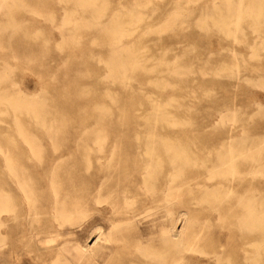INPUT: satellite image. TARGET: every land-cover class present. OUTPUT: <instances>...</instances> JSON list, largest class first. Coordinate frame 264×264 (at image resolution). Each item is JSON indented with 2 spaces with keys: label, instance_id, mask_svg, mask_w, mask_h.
<instances>
[{
  "label": "rangeland",
  "instance_id": "374dc122",
  "mask_svg": "<svg viewBox=\"0 0 264 264\" xmlns=\"http://www.w3.org/2000/svg\"><path fill=\"white\" fill-rule=\"evenodd\" d=\"M79 1L84 2V0H0V5H1L0 7V76L4 74L3 77L1 76V80H0V93H4L5 95L17 96L21 92H25L29 97L33 95L32 97L37 98L35 99L36 102H42V103L44 102L43 104L39 103V105L37 103L35 104L37 105L35 107H38L37 109H39L38 115L40 114L39 112L41 109H42L41 113L45 114V115L41 114L44 117L39 116L40 119L39 117L38 119H36L37 117H33L31 113L27 114L24 111L21 112L11 111L10 110L11 107H9L10 105L9 106L4 105L6 106V108H9L10 111L0 113V148L4 151L1 152L0 150V154L2 153L1 154L2 156L0 155V181H1L0 185L4 189V191L6 190L5 194L7 198L11 197L13 192L16 193L17 191V193L19 194V198L21 199L20 201L24 205L22 193L17 189V186H15L16 183L11 180V175L10 172L8 171L9 170L8 164L9 161L12 159V157L15 158L19 150L27 149L28 146H29L28 148L30 147L41 148V149L43 148L48 151H52L54 148H56L57 150L59 149L57 152L62 153V157H61L62 159L60 160L63 163L61 162L62 165L61 167L57 168L58 169L57 172L59 174V178L62 180V186H64V188L67 186L68 187L71 186L70 182L66 181L65 176L69 175L68 173L70 172V167H72V164L73 163H80L82 165L85 164L84 162L85 158L80 157L79 155H77V153L83 151L84 149L87 150V148L89 149L91 148V146L93 147L94 146L93 143L94 144L98 143L99 147H101V145L103 146L99 148L98 145H96L97 147L96 146H95L96 148L94 147L95 150L98 148L103 149L105 147L104 149L106 153L109 152V150H111L110 148L114 149L113 147H115V150H117V152L120 153V156L116 159H113V161L117 163L127 162L129 166L132 167V172H134L135 164L142 167L143 161L141 159L136 160L132 156L133 153L130 151V149L136 148L137 150L138 148H145L142 147V145L147 146V143L144 142L145 140L142 138H145L146 141L147 140L151 141V139L149 138L155 140L156 134L159 136L162 135V137L170 136L169 137L170 139L169 138L165 139V140L168 139L167 142L170 143L172 139L177 137L178 139L175 138L174 140L176 139L177 140L172 142L176 144V142L180 140L181 142H178L177 145L181 147L182 146L184 147V144L186 143L189 151H186L187 147L185 145L184 147L185 149L182 148L185 152L183 153V151H180L181 147L180 148L178 147L179 148L178 149L176 145L175 147L178 150L175 149L176 150L175 151L174 149H172V151L174 150L173 155L175 156V154L177 153L176 154L177 156L178 153L180 154L182 152L181 156L184 157L183 158L184 160L185 157L187 156L185 160L187 164L182 158L181 160L178 158V160L180 161L179 162L178 160H176L177 159L176 157L175 159L173 158L174 156L172 157L174 159L173 162L171 161L173 165L172 170L174 171L173 173L175 174L174 177L176 176V174H178V171H179V175L183 176L182 177L177 175L178 178L177 177L174 178V185L177 183L175 185L176 188H174L175 195H173V198L175 196V199L172 198V201L170 202L171 205L170 204L169 205L172 208L171 210H173L174 208L175 211H171V210L169 211L168 207L163 206L164 201L161 200L162 198H160V200L157 201L156 199L154 200V198L158 199L161 195L154 194L150 191L149 193L146 186L142 185L143 183L141 182V178H140L142 176V171L140 169H137L136 173L131 172L129 175L125 176L123 172L117 167L112 168L113 174L114 175L118 174L121 179V181L119 182L117 181L118 188H120V190H118V195L120 197L119 202L121 203L122 206H124L123 209L131 208L132 210L134 208L136 210L138 208L136 212H140L138 215V217L139 216L140 217L136 219V224L139 225L136 226L135 224H133L132 227L134 226V228H131L129 227V224H127L124 221L120 223L116 222L115 224L118 223V225H115L113 222H111L112 219L113 220L120 219L122 218V216L121 214H117L118 216L117 215L112 216L111 214L112 207H110L109 206L110 204H108L110 203L111 199L107 198L108 192L103 191L104 193H102L101 200L103 201L104 199V201L101 204H97L94 200H88L87 202L88 204L85 206L86 208L82 206L84 211H81L76 215V218L78 220L75 219L76 222L73 221L71 223L72 225L74 224L73 226L70 224V222L69 223L66 222L64 223L65 224L64 226L59 228L61 229L60 234H57V231L53 230L49 235H38L36 237V244L38 248L35 249L31 247L30 253L25 255L19 264H39L41 263V261L45 259L46 261L49 262L51 253L47 250V248L53 244L54 246L57 247L61 246L62 244H65L67 241L78 242L80 244L85 245L86 247L92 248L94 252V260L96 264H103L105 261L106 262L112 261L114 259H115L114 261H116L117 263L120 258H122L123 260L126 258L124 261L121 259L122 260L121 264L124 263L129 264L133 256L137 254L139 256H142L140 253L143 247L148 246L151 249L153 246L158 245L157 243L160 242L159 238L161 237L160 235L162 233L161 231L165 227L168 228V226L170 228V232L179 240L183 237V235L186 234V236L183 237L184 239L182 238L181 243L180 241H178L179 247H176L177 249L179 248V250L182 248L181 251L175 248V252H174L176 254V250L179 251L175 255L176 257L175 260L180 258V260H178V262L180 261V263L184 261L186 263L187 260L184 259L188 258V255L190 254V251L185 250L186 248L184 241L187 235L188 237L189 236L191 237V235L193 234L196 235L195 232H197L198 234L199 232L204 231L203 238L205 240H211L210 239L211 236L214 241L217 238V236L222 237L223 240L220 241L221 245H219V247L220 246L225 247L230 242L238 241L237 243H239L240 241L239 238H234L229 240L228 237V232L230 231V229L233 228L235 229L236 232L239 231L237 224H232L236 222L234 216L236 213L246 210L244 209V206H242V204L245 205L251 202L256 212L260 213L261 211L262 213H264V209H263L264 207H262L264 206V181L261 180L250 183L245 180H242L243 182L241 181L233 182L228 179H225V177L223 176L216 175V173H214V172H217V174L219 173L218 171L219 163L217 161L218 160L217 155L219 153V148H220L218 147V145L220 146L219 143L220 140H217L219 138V129L217 125L219 121V113H217L219 104L217 98H219L221 95L220 92L221 89L219 90L218 88L219 87L218 79L221 78L218 75L220 68L218 66H220L219 62L221 59L219 57V52H222L220 53L221 55L225 53V49L223 50V48H221V43H225L229 45V47L233 46L234 48L237 49V51L240 54L248 57L250 55L251 50L250 48H248L247 44H249L252 41L254 35L256 34V31H254L255 33L253 32L254 27L250 24L251 23L250 20H252L253 17H249L247 19L242 20L243 31L238 29L234 33V35L229 34L231 35L229 36L226 34L227 37L229 36L227 38L225 37L226 35L222 28L223 23L221 24L220 22H226L229 21L230 19L233 21L237 19V17H235V15H238V8L236 10V6H240L244 3H245L244 6H246L250 3H256L257 1L261 2L262 0H245V2H243L244 0L241 1L240 0H99V3L98 0L97 2H95L96 0L93 1L88 0L94 2L93 6L92 4L90 5L89 4L90 2L88 3L87 0L82 5ZM104 1L107 4H105ZM135 2L137 4H135ZM138 2L140 3V5H138ZM95 3L98 4L96 6L97 8L95 7ZM101 3H104L105 6L104 4ZM131 3H134L135 6H133ZM84 4H86V6ZM262 5L264 6V2L262 3ZM103 6L105 8H108V10L107 9L105 10ZM93 8L95 9L93 10ZM132 8L133 10L136 8V10L134 11L132 10L133 14H135L137 11V15H138L139 10H140L139 11L140 14L142 12V14L139 15L140 19L143 17L141 20L136 19V17L139 18L136 14H135L136 17L133 14H131L132 16H134L135 20L137 21L140 20L138 22H143L142 24L137 23L136 25L137 21L135 22L134 18L128 15ZM141 8L145 12H143ZM96 9H98V11ZM127 10L129 12H127ZM96 11L97 12L104 11L102 12V14L104 13V15L102 16V14L100 15V12L97 13ZM115 11H117V14L120 15L121 17L116 15ZM92 12L93 13L96 12V14H98L99 16L96 15V17H94L95 14H93ZM124 13H126V18ZM209 15L211 17H209ZM221 16H224V18ZM97 17H99L101 21L98 20ZM114 18H118L120 21L121 20L122 21L119 22V20H116ZM223 19L225 21H223ZM96 21L99 22L97 23ZM125 21L127 23H125ZM129 21L130 23L128 24ZM132 22L133 24H131ZM10 23L13 24L9 26L11 29L8 28V25ZM102 23L105 24L108 23V24L105 25ZM109 23L110 25L113 24L112 26L115 27L118 25L120 27L121 24L123 25V23L124 25L120 27V32L116 33L115 35L112 34L114 32H111V26L109 25ZM260 23H261L260 25L261 28L259 26ZM260 23L258 24L259 28L264 29V23L263 22ZM127 24L129 25L130 28L128 27ZM5 25H7V28ZM102 25L105 28V30H102L104 29ZM247 25L249 26L247 27ZM15 26H17V30H15L14 32L13 29L15 28ZM219 26H221L220 27L221 30L219 29ZM117 28L118 27H116V29ZM123 29L124 31L125 29L128 30L126 31L129 33L128 36H126L127 33H125ZM148 29L151 30L149 31ZM121 30L124 33L120 34L122 32ZM109 31L111 32V34L109 33ZM133 31L135 32L134 34ZM220 31H222L223 34ZM10 32L11 33L14 32L15 34L14 33L11 34ZM105 32L107 35L109 34L108 36L110 37H107ZM242 32L244 33V35ZM262 35H264V31H262ZM11 36L12 39H10ZM118 37L121 38L122 41L124 40L125 41L118 43L119 42ZM123 37H127V38L124 39ZM238 40L239 42H236ZM131 44L132 46H130ZM125 46H128V48H130L129 50L133 48L134 50L136 49L135 53L134 50L128 51L127 47ZM137 46L140 48H137ZM122 49L124 52L123 57L121 55L120 56L121 58L118 57L120 60H118L117 58L116 61H114L115 64H112L114 65L112 67H114L115 70L113 71V68L112 67L110 68L109 66L111 65L110 62L113 63L111 58L114 54H112L111 51L115 50L116 52L119 51L122 52ZM257 50L261 53V54L259 53L260 55H262L261 58L264 59V48H257ZM125 52L129 54L127 55ZM137 53L139 55H137ZM230 54L231 52H229L228 63L233 61ZM162 55L165 57H163ZM159 56L161 58L163 57V60L159 59L160 58ZM108 59H111V61L109 62ZM147 59L149 60L150 64L148 63V61H146ZM164 59L166 61H164ZM175 59H177V61ZM181 59H184L183 63L186 62L185 64L187 67L185 66V64L181 63L182 62ZM132 60L136 61L135 64H133L134 66L130 64ZM123 61L124 62L128 61V62L124 63L125 64V65L123 64L124 66L122 64L121 67L120 65L117 66L116 63L120 64V62ZM144 61L147 63L143 64ZM155 62L156 64H154ZM127 63H128V67H127ZM168 63H171L170 65L171 66L173 65V67H170ZM176 63H179V65L181 63L182 64L181 67ZM242 63L244 62H241V64ZM137 65H140L141 69L138 68L139 66L136 67ZM157 65L159 66V68L157 67ZM132 66L134 68L133 71L130 70L132 69ZM174 66H177V69H179V72L177 71V73L179 74L175 73L176 67ZM182 66L186 70L182 69ZM115 67L117 68V70ZM143 67H145L146 69ZM111 69L113 75L111 74ZM123 69L125 70L124 72ZM151 69L152 70L154 69V71H151ZM172 69H175V71L173 70L175 74H173V72L171 74ZM181 69L182 71L184 70L183 73ZM126 70L128 71V73H126ZM138 70H140V72ZM131 71L132 72L135 71V72L132 73ZM151 72H154V74H151ZM123 73L125 74V76L127 74L128 75L125 77ZM167 73H169V75ZM164 76L167 79L168 83L164 81L165 80V78L163 79ZM119 78L121 79L119 80ZM155 78L156 80L157 79L158 80L161 79V80L159 81L157 80L156 82H154L153 80ZM150 80L152 81V83H150L151 82ZM164 82L166 85L164 84ZM153 83L154 84L157 83L155 84L156 86L153 85ZM162 83L165 86H167V88L163 86ZM168 84L171 87L168 86ZM256 87H254V89ZM255 90L259 92L261 91V88L257 87ZM259 93L264 94V90L262 89V91ZM252 94L244 93L238 95L236 98L237 107L242 108L241 106L243 103L242 102L243 99L247 100L248 97L254 98L256 96L254 93ZM148 95H151L150 97L152 99H149L150 97ZM113 98L115 100H113ZM153 98H155V100ZM156 99H158L160 102H158V100L156 101ZM149 100L150 103L148 102ZM153 100L160 106L154 104V102L152 103ZM167 101L168 103L172 101V103H170L171 106L167 103ZM166 103L168 104L167 106L169 107L164 106L166 105ZM262 103L264 104V99L262 100ZM95 104H97L98 107ZM105 105L107 107H110L108 108L109 109L108 111ZM42 106L45 108L43 109ZM162 106L165 108H161ZM155 107L157 108V111ZM100 109L102 110L100 111ZM148 109H151L150 110L151 112ZM105 110L107 112H105ZM45 111L48 112L49 114H46ZM55 112H57L58 114H56ZM94 112L95 114H93ZM153 112L155 113L154 115ZM156 112L164 116H160L156 114ZM173 115L174 116L176 115L175 117L178 118L177 120L179 122L175 119ZM149 116H153V117L150 118ZM154 116L155 117L159 116L156 119L157 120L161 119V121L159 120L158 122L164 124V127L162 128L158 127L159 130H157L158 128L155 130L152 127V125H154L155 122L157 121ZM168 116L171 118L169 119ZM16 117L19 118L18 120L20 122L16 121L15 119ZM162 117L164 118L168 117V118H166L167 120L166 119L164 120ZM101 118L103 121L101 120ZM146 118H148L147 123H146ZM35 120L37 121L39 120L38 123ZM96 120L99 121L97 122ZM170 120L171 121L174 120L173 125L172 122H170ZM186 120L188 121V123ZM42 121L45 123L43 124ZM150 121H151V129L153 128L154 130L150 129V124H149ZM162 121H164V123ZM182 121H184L185 123L183 122L184 124H181ZM21 122L24 124V126ZM39 122H41V124H39ZM158 122L157 124L158 126H160L161 124H159ZM165 122L168 124H166ZM169 123H171L172 125L171 127H169L170 126ZM167 125L169 130L166 128ZM22 126L24 128H22ZM109 127H111L112 129ZM44 128L46 129L48 128V129L46 130ZM101 128L104 132H102ZM49 129L51 130L49 131ZM148 129H149L148 132H151L150 134L146 132V130ZM239 129H238V133L241 134L243 130L241 129V127ZM154 131L158 132L159 134L158 133L155 134ZM23 132L27 134L25 135ZM104 133H107L105 134L106 136H104ZM135 134L137 135L139 134L138 136L139 138L135 137L136 136ZM94 135L95 137L97 136V138H95ZM103 136L104 138L107 139V141L106 139L105 141L104 140L101 141V139H104ZM24 137L27 140H25ZM98 137L99 138L101 137V139H99ZM135 138H137V140L139 139V141H137ZM94 139L95 140L97 139L99 141L97 140L95 141ZM140 141L141 144H139ZM167 142L164 143L167 145ZM135 143H138L137 144L138 148ZM156 143L157 146L159 144L162 145L160 147L161 149H163L164 146L163 142H161L162 143L161 144L160 141L156 139ZM166 149L167 147L165 146V149H163V151H165ZM71 153L72 155L74 154L76 155L72 156ZM190 153H192L191 154L192 156L189 155ZM9 154L11 155L9 156ZM193 154L195 157L193 156ZM5 155L7 156V158L9 157L7 162H4L6 161ZM66 155H68V157H65ZM193 158H195V160ZM48 159L50 160L51 157H48ZM48 159L45 157V160ZM90 160H92L91 161L92 166L94 165L95 167L97 160H95V158H91ZM175 160H176V164H175ZM36 161L37 160H35V158H33L32 160L26 158L25 156H21L20 164H22L21 167L23 168V171H25L24 172L25 180L27 183L30 184L32 183V186L35 188L36 191L35 195H37L38 198L41 197L51 198L52 188L50 187L51 186L49 182L50 180H48L50 179L48 178L50 176L49 174L50 169L49 168L45 169L43 166L38 165V161L37 162ZM181 161L184 162L182 163ZM190 161L193 162V166L191 164L192 162ZM184 163L186 165L188 164L189 165L184 166L183 165ZM80 167L83 168V166ZM175 167L177 172L175 171ZM26 173H28V175ZM29 174L31 175L30 178L32 179H29ZM133 174L134 175L136 174L138 180L140 179L139 181L140 185L136 182V180L131 179L133 177ZM177 179L178 181H175ZM180 184L185 185L186 189L184 188V186H180ZM128 188L130 190L129 195H128L129 192H127ZM69 190L73 191L71 189ZM177 190L179 192H177ZM145 192H147L146 193L147 195L143 194ZM151 193L153 196L151 195ZM136 194H139V196ZM123 195L129 199L131 198L130 199L131 201L127 199V201H129L130 203L132 201L134 202V200L136 201L134 203L132 202L131 205L129 203L130 206L126 208L125 206L127 205L124 201L126 199L123 198L124 197ZM210 195H214L216 197L214 198V196H210ZM243 195L244 197L246 195L251 197L249 198L248 196H246L244 199ZM205 196L210 198L208 199ZM241 196L243 200L241 199ZM210 199H213L214 202L213 201H211L212 203L209 202ZM238 199L240 200L241 203L238 202L239 201ZM72 200L74 201V199ZM178 201L181 203H178ZM157 204H158V209H157ZM256 204L258 205V208H261L260 210L257 208ZM96 206H98V208ZM152 206L153 207L155 206L156 208L155 207L154 208L156 210ZM102 207H106V208H102ZM143 208L144 210H142ZM157 210L159 211V213ZM167 211L169 214L167 213ZM10 212L11 210L6 211L4 213V216L7 219L6 221L7 226L4 227V229H6L5 232L7 233V234L5 233V236L6 235L7 236L5 237V242H4L5 244L3 243L2 246L0 245V247H2L0 248V251L4 252L3 255H0V264H14V259L10 254V247L11 245H13L14 241L11 238L12 235L10 231H8L10 229V226L12 225V218H11L12 212L11 213ZM50 212L51 211L43 214L42 217L43 220L41 223L43 222L48 223V220L49 221L51 220L50 221L51 223L57 224L56 220L53 217V214L52 213L50 214ZM146 212L148 214H146ZM159 215H160V219H159ZM110 216H112L113 218L112 217L110 218ZM126 216L127 217L129 216L128 213L126 214ZM157 217L158 219L153 220V218H157ZM10 218L11 220L8 221ZM164 218L166 219L163 221ZM208 219H210L211 221L210 220H209L210 222L207 221ZM205 222H206V228H205ZM123 223H125V226ZM112 226L113 227L115 226L116 228L115 227L113 228ZM140 227L142 228V230ZM207 227L209 229H207ZM117 229L119 230V232L117 231ZM109 230L111 234L109 233ZM181 231H183L184 233ZM208 231L211 232L209 233ZM153 232H155L154 235L152 234ZM119 233H122L123 235ZM139 236L141 237L143 236L141 238V240L143 239L142 240L143 244L141 246L143 245L145 246H143L142 248H140L137 245L138 244L137 237ZM132 241L133 242L136 241V244L133 243ZM152 243L153 244L155 243V245H153ZM133 244H135V246L138 247L139 249L136 248ZM123 248L126 249L123 251ZM137 250H139L140 253ZM133 252L137 254L134 255ZM198 253H196L195 255L197 257L196 260H198L199 258L203 259V262L200 264L210 263V261H212L210 257H208V255L204 257L203 254L201 255V253H199L198 255ZM142 257L143 258L145 257L143 261L148 262V260H146L147 259L146 256H142ZM262 257L264 258V253H262ZM127 258L129 262H127ZM149 260L150 262H154L151 259ZM48 262H46L45 264H47ZM142 264H150V263L144 262Z\"/></svg>",
  "mask_w": 264,
  "mask_h": 264
},
{
  "label": "bare ground",
  "instance_id": "6f19581e",
  "mask_svg": "<svg viewBox=\"0 0 264 264\" xmlns=\"http://www.w3.org/2000/svg\"><path fill=\"white\" fill-rule=\"evenodd\" d=\"M86 0H84V2H85ZM88 1V0H87ZM93 1V0H92ZM92 1H88V3L91 5L92 4V6H93V4H94V2H92ZM241 1V0H240ZM80 2V1H79ZM83 1L82 2H80L81 3V5L84 3ZM92 2V3H91ZM95 2H97V0L95 1ZM151 2V1H150ZM243 2H245V0L243 1ZM262 3L264 2V0H262L261 1ZM261 2H256V3H250V4H248V5H246V6H244V4H242V5H240V6H236V10H237V8H238V15H235V17H237V19H235V20H229V21H226V22H220L223 26H222V28H223V31L225 32V35L227 34V35H229V34H233L234 35V33L238 30V29H240V30H242V28H243V25H242V20L243 19H247V18H249V17H253V19L252 20H250V24L254 27L253 28V32L254 31H256V34L254 35V37H253V39H252V41L249 43V44H247V46H248V48H250V50H251V52H250V55L248 56V57H246L245 55H242V54H240L238 51H237V49L236 48H234L233 46H230L229 47V45H227V44H225V43H221V48H223V50L225 49V53L223 54V55H221L220 53H222V52H219V57L221 58L220 59V66H218V67H220L219 68V76L221 77L220 79H218V88H219V90L221 89V95H220V97L219 98H217L218 100V111H217V113H219V121H218V129H219V138L217 139V140H220L219 141V143H220V146L218 145V147H220L219 148V153H218V155H217V161H218V163H219V173L217 174V172H214V173H216V175H220V176H223V177H225V179H228V180H230V181H241V182H243L242 180H245V181H247V182H250V183H253V182H256V181H264V104L262 103V100L264 99V94H260L259 92H261L262 91V89L264 90V59L263 58H261V56L262 55H260L261 53L257 50V48H264V38H263V36L264 35H262V31H264V29L262 28V29H260L261 28V23L260 22H263L264 23V6L262 5V3ZM98 3H99V0H98ZM104 3H105V1H104ZM104 3H101V4H104ZM105 4H107V3H105ZM105 4H104V6H105ZM133 6H135L134 5V3H131ZM135 4H137L136 2H135ZM150 4V3H149ZM239 4V3H238ZM237 4V5H238ZM85 6H86V4H84ZM98 4H96L95 3V7L97 6ZM138 5H140V3L138 2ZM144 5V4H143ZM103 6V7H104ZM137 6V5H136ZM0 7H1V5H0ZM88 7H89V5H88ZM99 7V6H98ZM102 7V6H101ZM123 7H124V5H123ZM140 7V6H139ZM142 7V6H141ZM97 8V7H96ZM105 8V7H104ZM128 8V7H127ZM126 8V9H127ZM131 8V7H130ZM95 8H93V10H94ZM99 9V8H98ZM98 9H96L97 11H98ZM108 10V8H105V10ZM125 9V8H124ZM101 10H103V9H101ZM117 10H119V9H117ZM130 10V9H129ZM132 10H133V8L131 9V13L127 10V12H129V14L128 15H130L131 17H133L134 18V16H135V14L137 15V11H136V13L135 14H133L132 13ZM134 10H136V8L134 9ZM133 10V11H134ZM141 10L143 11V9L141 8ZM235 10V11H236ZM96 11V12H97ZM140 11V10H139ZM138 11V17H139V15H141L142 14V12H141V14H140V12ZM96 12L95 13H93V14H95V16L94 15H92V16H94V17H96V15H98V14H96ZM100 12V15L102 14V12H104V11H99ZM99 12H97V13H99ZM105 12H107V11H105ZM116 12V15H118L117 14V11H115ZM119 12V11H118ZM143 12H145V11H143ZM234 12V11H233ZM113 13V12H112ZM121 13H123V12H121ZM215 13V12H214ZM224 13V12H223ZM229 13V12H228ZM237 13V12H236ZM125 14V18H126V13H124ZM131 14H133L134 16H132ZM226 14H227V12H226ZM104 15V13L102 14V16ZM115 15V16H116ZM211 15V14H210ZM209 15V17H211ZM219 15V14H218ZM99 16V15H98ZM114 16V15H113ZM118 16H120V15H118ZM144 16V15H143ZM213 16V15H212ZM220 16V15H219ZM227 16V15H226ZM229 16V15H228ZM233 16V15H232ZM121 17V16H120ZM136 17V16H135ZM142 17V16H141ZM145 17V16H144ZM221 17H223L224 18V16H221ZM143 18V17H142ZM141 18V19H142ZM227 18V17H226ZM230 18H232V17H230ZM94 19V18H93ZM97 19L98 20H100L101 21V19H99V17H97ZM96 19V20H97ZM104 19V18H103ZM114 19H116V20H119L118 18H114ZM122 19V18H121ZM124 19V18H123ZM129 19V18H128ZM131 19V18H130ZM136 19H140V17L139 18H137L136 17ZM140 19V20H141ZM146 19V18H145ZM111 20H112V18H111ZM140 20H138V21H140ZM227 20V19H226ZM262 20V21H261ZM70 21V20H69ZM122 21V20H121ZM120 20H119V22H121ZM132 21V20H131ZM134 21L136 22L137 20H135V18H134ZM133 21V22H134ZM136 22V25H137V23H143V22ZM219 21V20H218ZM217 21V22H218ZM223 21H225L224 19H223ZM97 22V21H96ZM99 22V21H98ZM97 22V23H98ZM109 22V21H108ZM111 22V21H110ZM114 22V21H113ZM118 22V21H117ZM133 22L131 23V24H133ZM13 23V22H12ZM67 23H68V21H67ZM125 23H127L126 21H125ZM130 23V21L128 22V24ZM216 23V22H215ZM219 23V22H218ZM260 23V24H259ZM262 23V24H263ZM15 24V23H14ZM93 24H94V22H93ZM100 24V23H99ZM102 24H105V23H102ZM108 24V23H107ZM107 24H105V25H107ZM115 24V23H114ZM121 24V23H120ZM127 24V25H128ZM258 24H259V26H260V28H259V26H258ZM10 25H13V24H9L8 25V28H10L9 26ZM16 25V24H15ZM104 25V26H105ZM109 25H110V23H109ZM108 25V26H109ZM113 25V24H112ZM112 25H110L111 26V32H114V33H112V34H115L116 35V33H119L120 32V27L121 26H123L124 25V23H123V25L121 24V26L119 27V25L118 26H116V27H118L117 29H116V27L115 26H112ZM134 25H135V23H134ZM6 26V28H7V25H5ZM4 26V27H5ZM249 25H247V27H248ZM102 27H103V25H102ZM107 27V26H106ZM113 27V28H112ZM128 27H129V25H128ZM131 27H134V26H131ZM137 27V26H136ZM218 27V26H217ZM220 27L221 26H219V29H220ZM258 27V28H257ZM263 27V26H262ZM14 28V27H13ZM16 28V29H15ZM15 28L13 29V31L15 32V30H17V26H15ZM104 28V27H103ZM124 28V27H123ZM130 28V27H129ZM11 29V28H10ZM122 29V28H121ZM152 29V28H151ZM151 29H148L149 31L151 30ZM102 30H105V28L104 29H102ZM147 30V31H148ZM159 30V29H158ZM221 30V29H220ZM122 31V30H121ZM123 31H124V29H123ZM121 32L120 34H122V33H127V35L126 36H128V32H126V31H128V30H126L125 29V31L124 32ZM130 31H132V30H130ZM135 31V30H134ZM133 31V34L135 33ZM243 31V30H242ZM14 32H10L11 34H13ZM19 32V31H18ZM107 32H108V30H107ZM111 32L109 31V33L111 34ZM143 32H145V31H143ZM151 32H153V31H151ZM221 33H222V31H220ZM240 32V31H239ZM245 32V31H244ZM5 33V32H4ZM9 33V34H10ZM20 33V32H19ZM18 33V34H19ZM243 33V32H242ZM255 33V32H254ZM15 34V33H14ZM23 34V33H22ZM105 34H106V32H105ZM104 34V35H105ZM132 34V33H131ZM146 34V33H145ZM223 34V33H222ZM8 35V34H7ZM109 35V34H108ZM107 34H106V36L107 37H110V36H108ZM114 35V36H115ZM227 35L225 36V37H227ZM243 35H244V33H243ZM243 35H242V37H243ZM13 36V35H12ZM12 36H11V38L10 39H12ZM113 36V35H112ZM118 36V35H117ZM121 36V35H120ZM119 36V37H120ZM130 36V35H129ZM229 36H231V35H229ZM228 36V37H229ZM8 37V36H7ZM103 37V36H102ZM106 37V38H107ZM118 37V38H119ZM143 37V36H142ZM227 37V38H228ZM245 37V36H244ZM2 38V37H1ZM25 38V37H24ZM116 38V37H115ZM124 39H126L127 37H123ZM239 38V37H238ZM230 39V38H229ZM234 39V38H233ZM241 40V39H240ZM11 41V40H10ZM10 41H9V44H10ZM112 41V40H111ZM118 41V40H117ZM125 41V40H124ZM124 41H122V39L121 38H119V42L118 43H120V42H124ZM106 42V41H105ZM104 42V43H105ZM114 42H116V41H114ZM140 42V41H139ZM224 42V41H223ZM236 42H239V40L238 41H236ZM8 43V42H7ZM12 43V42H11ZM108 43H109V41H108ZM135 43V42H134ZM103 44V43H102ZM111 44V43H110ZM109 44V45H110ZM112 44H113V42H112ZM111 44V45H112ZM119 45V44H118ZM121 45H123V44H121ZM133 45H135V44H133ZM138 45V44H137ZM108 46V45H107ZM130 46H132V44L130 45ZM111 47V46H110ZM119 47H121V46H119ZM118 47V48H119ZM125 47H127V49H128V51H133L134 50V48L133 49H131V50H129L130 48H128V46H125ZM134 47H136V46H134ZM137 48H140V47H138L137 46ZM104 49V48H103ZM115 49V48H114ZM121 49V48H120ZM143 49V48H142ZM112 50H113V48H112ZM118 50V49H117ZM136 50V49H135ZM135 50H134V53H135ZM145 50V49H144ZM125 51H126V49H125ZM127 51V52H128ZM139 51V50H138ZM222 51V50H221ZM114 52H116L115 50L114 51H111V53L112 54H114L113 56H112V61H113V63H111L110 61H111V59H108V61L110 62V64L111 65H109L110 66V68L112 67V66H114V65H112V64H115L114 63V61H116V59L118 58V57H120L121 55H122V57H123V54H124V52H123V49H122V52L121 51H119V52H116V53H114ZM127 52H125L127 55L129 54V53H127ZM229 52H231V57H232V59H233V61L232 62H230V63H228V57H229ZM109 53V52H108ZM122 53V54H121ZM260 53V54H259ZM126 54H125V56H126ZM133 54V53H132ZM142 54V53H141ZM184 54H185V52H184ZM109 55V56H110ZM130 55H131V53H130ZM137 55H139L138 53H137ZM221 55V56H220ZM133 56V55H132ZM144 56V55H143ZM163 56V55H162ZM130 57V56H129ZM135 57V56H134ZM140 57H141V55H140ZM139 57V58H140ZM160 57V56H159ZM163 57H165V56H163ZM163 57L161 58H159V59H162L163 60ZM252 57V58H251ZM93 58V57H92ZM121 58V57H120ZM131 58V57H130ZM129 58V59H130ZM133 58V57H132ZM137 58H138V56H137ZM259 58V59H258ZM102 59V58H101ZM113 59H115V60H113ZM158 59V58H157ZM158 59V60H159ZM231 59V60H232ZM107 60V59H106ZM105 60V61H106ZM118 60H120L119 58H118ZM122 60V59H121ZM137 60V59H136ZM161 60V61H162ZM176 61H177V59H175ZM179 60H180V58H179ZM89 61V60H88ZM125 61V60H124ZM120 62V64L119 63H116L117 64V66H119L120 65V67H121V64L123 65L124 63H126V62H128V61H126V62ZM146 61H148V63H149V60L147 59ZM160 61V62H161ZM164 61H166L165 59H164ZM163 61V62H164ZM174 61V60H173ZM175 61V62H176ZM181 63L182 64H185L186 62H184L183 63V61H184V59H181ZM185 61H186V59H185ZM188 61V60H187ZM81 62V61H80ZM100 62V61H99ZM119 62V61H118ZM135 60L133 61H131L130 62V64L131 65H133V64H135ZM151 62V61H150ZM162 62V63H163ZM174 62V63H175ZM179 62V61H178ZM241 62H244V63H242L241 64ZM88 63V62H87ZM108 63V62H107ZM142 63V62H141ZM146 64L147 62H143V64ZM153 63V62H152ZM172 63V62H171ZM171 63H168V65H170ZM180 63V65H179V63H176L177 65H179L180 67H181V64ZM109 64V63H108ZM129 64V65H130ZM139 64V63H138ZM150 64V63H149ZM154 64H156V62L154 63ZM160 64V63H159ZM173 64V63H172ZM78 65V64H77ZM87 65V64H86ZM125 65V64H124ZM123 65V66H124ZM162 65V64H161ZM161 65H160V68H161ZM174 65V64H173ZM173 65L171 66L170 65V67H173ZM187 65H188V63H187ZM134 66V65H133ZM133 66H132V69H130V70H132L133 71ZM139 66V67H138ZM185 66H186V64H185ZM119 67V68H120ZM127 67H128V63H127ZM136 67H138V68H140V65H137ZM142 67V66H141ZM156 67V66H155ZM157 67L159 68V66L157 65ZM169 67V66H168ZM169 67V68H170ZM174 67H176V71H175V69H172V71H171V74H172V72H173V70L175 71V73L176 74H179V73H177V71L179 72V69H177V66H174ZM187 67V66H186ZM113 68V71L115 70L114 69V67H112ZM116 68V67H115ZM118 68V69H119ZM143 68H145V67H143ZM150 68V67H149ZM151 68H152V66H151ZM166 68H167V65H166ZM168 68V69H169ZM179 68V67H178ZM121 69V68H120ZM119 69V70H120ZM141 69V68H140ZM146 69V68H145ZM145 69H144V71H145ZM164 69V68H163ZM182 69H184V70H186L185 68H183V66H182ZM182 69H181V71H182ZM188 69V68H187ZM116 70H117V68H116ZM118 70V71H119ZM122 70V69H121ZM127 70H128V68H127ZM126 70V73H128V71ZM129 70V71H130ZM170 70V69H169ZM183 70V71H184ZM189 70V69H188ZM218 70V69H217ZM125 70L123 69V72H124ZM131 71V72H132ZM136 71H137V69H136ZM139 72H140V70H138ZM149 71H150V69H149ZM151 71H154V69L152 70L151 69ZM167 71V70H166ZM165 71V72H166ZM183 71H182V73H183ZM135 72V71H134ZM134 72H132V73H134ZM146 72H148V71H146ZM156 72V71H155ZM164 72V71H163ZM116 73V72H115ZM119 73H121V72H119ZM174 72H173V74H175ZM111 74H112V69H111ZM110 74V75H111ZM149 74V73H148ZM151 74H154V72H151ZM168 75H169V73H167ZM4 75V74H3ZM3 75H1L2 77H3ZM113 75V74H112ZM120 75H122V74H120ZM123 75L125 76V74L123 73ZM128 75V74H127ZM126 75V76H127ZM165 75V74H164ZM1 76H0V80H1ZM125 76V77H126ZM130 76V75H129ZM167 76V75H166ZM174 76H176V75H174ZM113 77V76H112ZM162 77V76H161ZM170 77H171V75H170ZM173 77V76H172ZM98 78V77H97ZM115 78V77H114ZM113 78V79H114ZM117 78H118V76H117ZM130 78V77H129ZM165 78V76L163 77V79ZM177 78H179V77H177ZM102 79V78H101ZM121 78H119V80H120ZM162 79V80H163ZM171 79H173V78H171ZM116 80V79H115ZM123 80V79H122ZM158 80V79H157ZM156 80V78L153 80L154 82H156L157 81ZM159 80H161V79H159ZM158 80V81H159ZM151 81V80H150ZM149 81V82H150ZM164 81H166L167 82V79L165 78V80ZM97 82H98V80H97ZM101 82V81H100ZM117 82V81H116ZM127 82V81H126ZM125 82V83H126ZM150 83H152V81L150 82ZM160 83H161V81H160ZM168 83V82H167ZM124 84V83H123ZM155 84H157V83H155ZM154 83H153V85H155ZM159 84V83H158ZM163 84V83H162ZM164 84H165V82H164ZM163 84V86H165ZM170 84V83H169ZM168 84V86H170ZM172 84V83H171ZM129 85V84H128ZM125 86H126V84H125ZM156 86V85H155ZM259 87V88H261V91H259V92H257L255 89L257 88V87ZM128 87V86H127ZM158 87V86H157ZM156 87V88H157ZM162 87V86H161ZM166 88H167V86H165ZM171 87V86H170ZM169 87V88H170ZM254 87H256L255 89H254ZM163 88V87H162ZM163 90H166V89H163ZM159 91H160V88H159ZM254 91V92H253ZM98 92V91H97ZM219 92V91H218ZM244 93H250V94H252V93H254L255 95V97L254 98H249L248 97V99L247 100H244L243 99V103H242V108H238L237 107V103H236V98H237V96L238 95H240V94H244ZM220 94V93H219ZM105 95V94H104ZM110 95H111V93H110ZM253 95V94H252ZM33 96V95H32ZM29 97L25 92H21L19 95H17V96H14V95H5L4 93H0V113L1 112H8V111H18V112H21V111H24V112H26L27 114H29V113H31L32 115H33V117H37L36 119H38V117L40 116H43V115H41V114H44V113H41V110H40V114L38 115V111H39V109H37L38 107H35V106H37V105H35L36 103L39 105V103H41V104H43L42 102H36V100L35 99H37L36 97ZM149 97L151 96V95H148ZM219 96V95H218ZM217 96V97H218ZM251 96V95H250ZM45 97V96H44ZM113 97V96H112ZM111 97V98H112ZM145 97H147V96H145ZM153 97V96H152ZM43 99V98H42ZM46 99V98H45ZM44 99V100H45ZM149 99H152L151 97L149 98ZM154 100H155V98H153ZM252 99V100H251ZM112 100V99H111ZM113 100H115L114 98H113ZM112 100V101H113ZM154 100L152 101V103L154 102ZM158 99H156V101H157ZM38 101H39V99H38ZM42 101V100H41ZM168 101H170V100H168ZM168 101H167V103H168ZM46 102V101H45ZM102 102V101H101ZM114 102V101H113ZM118 102V101H117ZM116 102V103H117ZM149 103H150V100L148 101ZM158 102H160L159 100H158ZM166 103V105H164V106H167L168 104L170 105V103H172V101L170 102V103H168L167 104ZM41 104H40V106H41ZM102 104V103H101ZM154 104H156V105H158L156 102H154ZM162 104V103H161ZM163 104H165V103H163ZM174 104V103H173ZM172 104V105H173ZM3 105V106H2ZM4 105H10L9 107H11V109L9 110V108H6V106H4ZM78 105H79V103H78ZM95 105H97V104H95ZM39 106V107H40ZM44 106V105H43ZM42 106V107H43ZM103 106V105H102ZM101 106V107H102ZM106 106V105H105ZM158 106H160V105H158ZM171 106V105H170ZM96 107V106H95ZM97 107H98V105H97ZM104 107V106H103ZM107 107V106H106ZM167 107H169V106H167ZM166 107V108H167ZM45 107H43V109H44ZM108 108H110V107H107V111L109 110ZM156 108V107H155ZM161 108H165V107H161ZM81 109H82V107H81ZM80 109V110H81ZM95 109V108H94ZM98 109V108H97ZM103 109V108H102ZM102 109H100V111L102 110ZM106 109V108H105ZM151 109H153V108H151ZM151 109H148L149 111L151 110ZM158 109H159V107H158ZM79 110V109H78ZM161 110V109H160ZM164 110V109H163ZM166 110V109H165ZM51 111V110H50ZM49 111V112H50ZM83 111V110H82ZM85 111V110H84ZM104 111V110H103ZM106 110H105V112H107ZM155 111V110H154ZM156 111H157V108H156ZM43 112V111H42ZM46 112V111H45ZM86 112H87V110H86ZM92 112H93V110H92ZM98 112V111H97ZM112 112V111H111ZM151 112V111H150ZM159 112V111H158ZM164 112V111H163ZM167 112V111H166ZM56 114H58L57 112H55ZM84 113V112H83ZM165 113V112H164ZM170 113V112H169ZM46 114H49L48 112H46ZM52 114V113H51ZM50 114V115H51ZM93 114H95V112L93 113ZM103 114V113H102ZM109 114V113H108ZM145 114H146V112H145ZM151 114V113H150ZM155 113L153 112V115H154ZM156 114H158L157 112H156ZM167 114V113H166ZM172 114V113H171ZM171 114H169V115H171ZM174 114V113H173ZM45 115V114H44ZM79 115V114H78ZM88 115V114H87ZM97 115H98V113H97ZM100 115H101V112H100ZM107 115V114H106ZM111 115H112V113H111ZM125 115V114H124ZM147 115H148V112H147ZM158 115H160V116H164V115H161V114H158ZM168 115V114H167ZM103 116V115H102ZM145 116V115H144ZM156 116V115H155ZM154 116V117H155ZM174 116V115H173ZM176 116V115H175ZM174 116V117H175ZM40 117H39V119H40ZM44 117V116H43ZM42 117V118H43ZM46 117V116H45ZM82 117V116H81ZM87 117V116H86ZM85 117V118H86ZM94 117V116H93ZM96 117V116H95ZM150 118L151 117H153V116H149ZM159 117V116H158ZM158 117H155V119L156 118H158ZM169 117V116H168ZM168 117H162L164 120L166 119V118H168ZM98 118V117H97ZM100 118V117H99ZM105 118V117H104ZM110 118V117H109ZM150 118H149V120H150ZM171 117H169V119H170ZM16 119V121H19L18 119V117H16L15 118ZM95 119V118H94ZM148 118H146V123H147V120ZM154 119V118H153ZM154 119V120H155ZM175 119L177 120L178 118L177 117H175ZM46 120V119H45ZM100 120V119H99ZM98 120V121H99ZM101 120H102V118H101ZM154 120H152V121H154ZM157 120V119H156ZM160 121H161V119H159ZM159 120H157L156 122H155V124L154 125H152V127L156 130L158 127L159 128H162V127H164V124H161V123H159L158 121ZM167 120V119H166ZM180 120H182V119H180ZM185 120V119H184ZM37 123H38V121L37 120H35ZM97 121V120H96ZM97 121V122H98ZM103 121V120H102ZM104 121H105V119H104ZM144 121V120H143ZM178 121V120H177ZM187 121V120H186ZM190 121V120H189ZM20 122V121H19ZM43 122V121H42ZM49 122V121H48ZM51 122V121H50ZM112 122V121H111ZM145 122V121H144ZM157 122L159 123V124H161L160 126H158V124H157ZM163 123H164V121H162ZM170 122H172V125H173V123H174V120L173 121H171L170 120ZM179 122V121H178ZM177 122V123H178ZM184 121H182V123L181 124H184L183 123ZM22 123V122H21ZM45 122H43V124H44ZM96 123V122H95ZM166 123V122H165ZM176 123V122H175ZM187 123H188V121H187ZM23 124V123H22ZM39 124H41V122H39ZM150 129H151V121H150ZM148 124V125H149ZM166 124H168V123H166ZM166 124H165V126H166ZM179 124V123H178ZM18 125V124H17ZM46 125H47V123H46ZM146 125V124H145ZM169 127H171L172 125H171V123H169ZM176 125V124H175ZM16 126V125H15ZM19 126H20V123H19ZM23 126H24V124H23ZM22 126V128H24ZM42 126V125H41ZM45 126V125H44ZM43 126V127H44ZM50 126V125H49ZM53 126V125H52ZM110 126V125H109ZM241 127V129L243 130L242 131V133L241 134H239L238 133V129ZM42 127V128H43ZM105 127V126H104ZM144 127V126H143ZM148 127V126H147ZM181 127V126H180ZM184 127V126H183ZM49 128V127H48ZM47 128V129H48ZM53 128V127H52ZM109 128H111V127H109ZM146 128V127H145ZM151 129V130H154V129ZM159 128L157 129V130H159ZM168 130H169V128H168V125H167V127H166ZM44 129H46V128H44ZM46 129V130H47ZM112 129V128H111ZM217 129V130H218ZM26 130H28V129H26ZM51 129H49V131H50ZM101 130H102V128H101ZM105 130V129H104ZM165 130V129H164ZM240 130V129H239ZM20 131V130H19ZM100 131V130H99ZM110 131H112V130H110ZM109 131V132H110ZM149 131V129L148 130H146V132H148ZM166 131V130H165ZM21 132V131H20ZM28 132V131H27ZM48 132V131H47ZM102 132H104L103 130H102ZM106 132V131H105ZM118 132V131H117ZM24 133V132H23ZM108 133V132H107ZM107 133H104V136H106L105 134H107ZM133 133V132H132ZM149 134L151 133V132H148ZM147 133V134H148ZM153 133V132H152ZM154 133L156 134V133H158V132H155L154 131ZM25 134V133H24ZM27 134V133H26ZM25 134V135H26ZM91 134V133H90ZM99 134H100V132H99ZM109 134V133H108ZM142 134V133H141ZM144 134V133H143ZM148 134V135H149ZM155 134H154V136H155ZM159 134V133H158ZM96 135V134H95ZM95 135H94V137H95ZM102 135V134H101ZM136 136L135 137H137V138H139L138 136H139V134L137 135V134H135ZM24 136V135H23ZM104 136H103V138H104ZM141 136V135H140ZM154 136H152V137H154ZM157 136V137H156ZM156 136H155V138L157 139V140H159L160 141V143L161 142H163V149H165V146L167 147V151L165 150V151H163V149H161V147L160 146H162V145H158L157 146V143H156V139L155 140H152V138H149V139H151V141H149V140H147L146 141V139L145 138H142V139H144L145 141L144 142H146L147 143V146H143L142 145V147H145V148H138V143H135L136 144V146H137V150H136V148H132V149H130V151L133 153V157L137 160V159H141L143 162H142V167H140V166H138V165H136L135 164V166H134V172H132V167L131 166H129V164L127 163V162H114L113 161V159H116V158H118L119 156H120V153L119 152H117V150H115V147H113L114 149H112V148H110L111 150H109V152H107L106 153V151H105V147L103 148V149H99V148H101V147H103L101 144V147H99V144L97 143V144H94L93 143V147L91 146V148H93V149H91V148H87V150H83V151H80V152H78L77 153V155H79L80 157H82V158H85L86 159V161H85V159H84V162H85V164L84 165H82V164H80V163H73L72 164V167H70V172L68 173L69 175L67 176H65V179H66V181L67 182H70V184H71V186L70 187H65L64 188V186H62V180L59 178V174H58V172H57V168H59V167H61V165H62V161L60 160V159H62L61 157H62V153H60V152H57L58 150L56 149V148H52L53 150L52 151H48V150H45V149H41V148H34V147H30V148H28L27 147V149H21V150H19L18 151V153L16 154V156H15V158H13L12 157V159L9 161V164H8V166H9V172H10V175H11V180L13 181V182H15L16 183V185L15 186H17V189L22 193V196H23V203H24V205L22 204V202L20 201L21 199L19 198V194L17 193V191H16V193L15 192H13V194H12V196L11 197H9V198H7V196H6V194H5V191H4V189L1 187V185H0V245L2 246V244L5 242V237L7 236H5V230L6 229H4V227L5 226H7L6 225V221H7V219L5 218V216H4V213L6 212V211H9V210H11V214H12V216H11V218H12V225L10 226V229L8 230V231H10V233H11V235H12V239H13V245H11V247H10V254L12 255V257H13V259H14V264H19L20 263V261L23 259V257L25 256V255H27V254H29L30 253V251H31V247H33V248H35V249H37L38 248V246H37V244H36V237L38 236V235H49V234H51V232L53 231V230H55V231H57V234H60V231H61V229H59L60 227H62V226H64L65 224L64 223H69L70 222V224L73 222V221H75L76 222V220L75 219H77L76 218V215L79 213V212H81V211H84L83 210V207H85L88 203V200H94L97 204H101L103 201H104V199H103V201L101 200V196H102V193H104L103 191H107L108 192V196H107V198L109 199H111V201H110V203H108V204H110L109 206L110 207H112V209H111V214H112V216H115V215H117V214H121V216H122V218H120V219H115V220H113L112 219V221L111 222H113L114 224L116 223V222H122V221H124V222H126L127 224H129V227H131V228H134V226L132 227V225L133 224H135L136 226H138L139 224H136V219L137 218H139L138 217V215H139V213L140 212H136V210L138 209H132L131 210V208H128V209H123L124 208V206H122L121 205V203L119 202V195H118V190H120V188H118V185H117V181L119 182V181H121V179H120V177H119V175L117 174V175H114L113 174V171H112V168H114V167H117L118 169H120L122 172H123V174L125 175V176H127V175H129L131 172L132 173H136V170L137 169H140L141 171H142V176L140 177L141 178V182L143 183L142 185H145L146 186V188H147V190H148V192L150 191V192H152V193H154V194H160L161 196L157 199V198H154V200L156 199V201L157 200H160V198H162L161 200H163L164 201V205L163 206H166V207H168V210L170 211L172 208L170 207V202L172 201V198H173V195H175L174 194V188H176L175 187V185L177 184L176 182V184L174 185V178L175 177H177L178 178V176L177 175H179V171H178V174H176V176L174 177V171L172 170L173 168V165H172V162L174 161V159H175V157L177 158L176 160H178V158L181 160V158L183 159L184 157L183 156H181V154H182V152L179 154L178 153V155L176 156V154H175V156L173 155V151L176 149V150H178L181 146H179V145H177V143L178 142H181L180 140L178 141V142H176V144L175 143H173L172 141H176L178 138L177 137H175V138H177L176 140H174V139H172V141L169 143V142H167V140H165L166 138H169V137H162V135L161 136H159V135H157L156 134ZM197 137V136H196ZM195 137V138H196ZM25 138V137H24ZM95 138H97V136L95 137ZM99 138V137H98ZM110 138V137H109ZM137 138H135L136 140H137ZM141 138V137H140ZM147 138V137H146ZM185 138V137H184ZM198 138V137H197ZM4 139H5V137H4ZM99 139H101V137L99 138ZM105 139L106 138H104V139H101V141L102 140H104L105 141ZM113 139V138H112ZM142 139H140V140H142ZM154 139V138H153ZM170 139V138H169ZM188 139V138H187ZM186 139V140H187ZM216 139V138H215ZM25 140H27L26 138H25ZM95 140V139H94ZM97 140V139H96ZM95 140V141H96ZM116 140V139H115ZM165 140V141H164ZM189 140V139H188ZM94 141V142H95ZM97 141H99V140H97ZM100 141V142H101ZM106 141H107V139H106ZM137 141H139V139L137 140ZM149 141V142H148ZM170 141V140H169ZM183 141V140H182ZM198 141V140H197ZM196 141V142H197ZM29 142V141H28ZM118 142V141H117ZM116 142V143H117ZM136 142V141H135ZM164 142H167V145L164 143ZM189 142V141H188ZM7 143V142H6ZM27 143V142H26ZM115 143V142H114ZM156 143V144H155ZM185 143V142H184ZM190 143H192V142H190ZM199 143V142H198ZM105 144H106V142H105ZM139 144H141V141H140V143ZM162 144V143H161ZM181 144H183V143H181ZM180 144V145H181ZM5 145V144H4ZM96 145H98V149H94V147L96 146ZM115 145V144H114ZM177 145V148L175 147ZM185 145H186V143L184 144V147H185ZM105 146V145H104ZM140 146V145H139ZM189 146H190V144H189ZM194 146V145H193ZM90 147V146H89ZM97 147V146H96ZM95 147V148H96ZM141 147V146H140ZM175 147V148H174ZM183 146L181 147V150L180 151H183V153H185L184 152V150L182 149V148H184ZM186 151H189L188 150V146L186 145ZM59 148V147H58ZM109 148V147H108ZM191 148V147H190ZM15 149H17V148H15ZM56 149V150H55ZM172 149H174L173 151H172ZM185 149V148H184ZM0 150H1V152H4L1 148H0ZM8 150V149H7ZM108 150V149H107ZM175 150V151H176ZM91 151H94V152H91ZM7 152V151H6ZM178 152V151H177ZM67 153V152H66ZM2 154V153H1ZM0 154V155H1ZM6 154V153H5ZM187 154H188V152H187ZM186 154V155H187ZM192 153H190L189 155H191ZM11 154H9V156H10ZM71 155H72V153H71ZM70 155V156H71ZM76 154H74V155H72V156H75ZM92 155V156H91ZM184 155V154H183ZM188 155V156H189ZM2 156V155H1ZM21 156H25L26 158H28V159H32L33 160V158H35V160H37L38 161V165H41V166H43L45 169H47V168H49L50 169V172H49V174H50V176L48 177V178H50V179H48V180H50L49 182H50V187L52 188V196H51V198H47V197H41V198H38V196L37 195H35L36 193V191H35V188L32 186V183L30 184V183H27L26 182V180H25V175H24V172L25 171H23V168L21 167L22 166V164H20V162H21ZM64 156V155H63ZM174 156V157H173ZM192 156V155H191ZM193 156H194V154H193ZM45 157L48 159V157H51V159H52V161H51V159L48 161V160H45ZM65 157H68V155H66ZM95 158V160H97V163L95 164V167H94V165L92 166V160H90L91 158ZM174 159H173V158ZM187 157V156H186ZM186 157H185V160H186ZM195 157V156H194ZM5 158H6V161H4V162H7V160H8V158H7V156L5 155ZM74 158V157H73ZM77 158V157H76ZM81 158V159H82ZM129 158V157H128ZM189 158V157H188ZM190 158H192V157H190ZM4 159V158H3ZM173 159V160H172ZM194 160H195V158H193ZM67 160H68V158H67ZM103 160H105V161H103ZM130 160V159H129ZM176 160H175V164H176ZM184 160V159H183ZM184 160V161H185ZM191 160V159H190ZM193 160V161H194ZM30 161V160H29ZM36 161V162H37ZM70 161V160H69ZM107 161V162H106ZM134 161V160H133ZM172 161V162H171ZM179 161V160H178ZM184 161H181L182 163L184 162ZM189 161V160H188ZM187 161V162H188ZM62 162V163H61ZM180 162V161H179ZM179 162H177V163H179ZM190 162H192V161H190ZM185 163H186V161H185ZM183 164L184 166H188V165H186V164ZM196 163V162H195ZM7 164V163H6ZM192 164V166H193V162L191 163ZM217 165V164H216ZM33 166H35V165H33ZM80 166H83V168H81ZM175 166V165H174ZM94 167V168H93ZM189 167H191V166H189ZM5 168V167H4ZM93 168V169H92ZM187 168V167H186ZM35 170V169H34ZM91 170V171H90ZM7 171V170H6ZM88 171H90V172H88ZM162 171V172H161ZM175 171H176V167H175ZM38 172V171H37ZM177 172V171H176ZM181 172V171H180ZM36 173V172H35ZM44 173V172H43ZM27 175H28V173H26ZM39 174V173H38ZM37 174V175H38ZM182 174V173H181ZM212 174H213V172H212ZM9 175V176H10ZM40 175V174H39ZM30 174H29V179H32V178H30ZM131 176V175H130ZM179 176H182V175H179ZM213 176H215V175H213ZM47 177V176H46ZM183 177V176H182ZM131 179H133V180H136V182L139 184V181H140V179L138 180V178H137V176H136V174L134 175L133 174V177L131 178ZM128 180H129V178H128ZM175 181H178V179L177 180H175ZM115 182V183H114ZM129 183V182H128ZM0 184H1V181H0ZM36 184V183H35ZM40 184V183H39ZM136 184V183H135ZM183 184H184V182H183ZM133 185V184H132ZM140 185V184H139ZM138 185V186H139ZM37 186V185H36ZM135 186V185H134ZM178 186V185H177ZM180 186H184V188H185V185H181L180 184ZM47 187V186H46ZM133 187V186H132ZM142 187V186H141ZM134 188V187H133ZM145 188V189H146ZM180 188V187H179ZM188 188V187H187ZM69 189H71V190H73V191H70ZM139 189H141V188H139ZM186 189V188H185ZM128 191L127 192H129L130 190H129V188L127 189ZM179 190V189H178ZM177 190V192H179ZM124 191V190H123ZM137 191H138V189H137ZM146 191V190H145ZM176 191V190H175ZM122 192V191H121ZM133 192V191H132ZM131 192V193H132ZM144 192V191H143ZM149 192V193H150ZM230 192V191H229ZM147 192H145V193H143V194H145V195H147L146 194ZM152 193H151V195H152ZM51 194V193H50ZM107 194V193H106ZM122 194H125V193H122ZM130 194V192L128 193V195ZM21 195V194H20ZM136 195H138L139 196V194H136ZM136 195H134V196H136ZM124 196V195H123ZM122 196V197H123ZM127 196V195H126ZM149 196V195H148ZM153 196V195H152ZM177 196V195H176ZM210 196H214V195H210ZM246 196H248V195H246ZM245 196V197H246ZM104 197H106V196H104ZM150 197V196H149ZM156 197V196H155ZM205 197H207V196H205ZM216 196H214V198H215ZM243 197H244V195H243ZM245 197H244V199H245ZM249 197V196H248ZM251 197V196H250ZM249 197V198H250ZM74 199V201L72 200V199ZM103 198V197H102ZM107 198H105V199H107ZM124 199H126V200H124L125 201V203H126V205L127 206H125L126 208L127 207H129L131 204H132V202L130 203L129 201H127V199H129V198H127V197H123ZM139 198V197H138ZM145 198V197H144ZM147 198V197H146ZM204 198V197H203ZM208 199L210 198V197H207ZM131 199V198H130ZM129 199V200H130ZM153 199V198H152ZM173 199H175V196H174V198ZM183 199V198H182ZM217 199H218V197H217ZM216 199V200H217ZM241 199H242V196H241ZM247 199V198H246ZM255 199V198H254ZM133 200V199H132ZM215 200V201H216ZM239 200V199H238ZM243 200V199H242ZM131 201V200H130ZM136 200H134V202H135ZM147 201V200H146ZM145 201V202H146ZM150 201V200H149ZM152 201V200H151ZM203 201V200H202ZM211 201H213V199H210V201L209 202H211ZM133 202V203H134ZM162 202V201H161ZM181 202H182V200H181ZM181 202H179L178 201V203H181ZM206 202V201H205ZM208 202V201H207ZM214 202V201H213ZM239 203H241L240 202V200L238 201ZM243 202H245V201H243ZM251 202V201H250ZM255 202V201H254ZM105 203H106V201H105ZM129 203H130V205H129ZM153 203V202H152ZM212 203V202H211ZM247 203V202H246ZM252 203V202H251ZM251 203H247V204H242V206H244V209H246V210H244V211H242V212H239V213H236L235 214V216H234V219L236 220V222H234V223H232V224H237V226H238V228H239V231L238 232H236L235 231V229H230V231L228 232V237H229V240L230 239H234V238H239V243H237V242H230V243H228V245L227 246H225V247H222V246H220L219 247V245H221V243H220V241L221 240H223V238L222 237H220V236H217V238L215 239V241L212 239V236H211V240H205L203 237H204V231H202V232H199L198 234H197V232H195L196 233V235H191V237L189 236L188 237V235H187V237H186V239H185V241H184V243H185V250L187 251H190V254L188 255V258H185L184 260H187V262L185 263V261L184 262H181L180 263V261L178 262V260H180V258H178V259H176L175 260V255L179 252V251H181V249L179 250V248L177 249L176 247H179L178 245H179V242L178 241H180V243H181V240H182V238L183 237H185L186 236V234L185 235H183V237L179 240L178 238H176L171 232H170V228H169V226H168V228H163V230L161 231L162 233L160 234L161 235V237L159 238L160 239V242L159 243H157L158 245H156V246H153L151 249L147 246V247H143V246H145V245H143V246H141L142 244H143V239L141 240V238L143 237H141V236H139V237H137V241H138V246L140 247V248H142L143 247V249L141 250V253H140V251L139 250H137V251H139V253L142 255V256H146L147 257V259L146 260H148V262L147 261H143V259H145V257L143 258L142 256H139L137 253H134L133 252V254L135 255V254H137V255H135V256H133V258H132V260L130 261V263L129 264H142V263H144V262H146V263H150V264H200V263H202L203 262V259L202 258H199L198 260H196V253H201V255L203 254V256L205 257V256H207L208 255V257H210V259L212 260V261H210V263H205V264H264V258L262 257V253H264L263 252V250H264V213H262L261 211H260V213L259 212H256V210H254L255 208L253 207V204H251ZM96 204V205H97ZM160 204V205H161ZM166 204V205H165ZM170 204V205H169ZM173 204V203H172ZM134 205V204H133ZM151 205V204H150ZM149 205V206H150ZM175 205V204H174ZM184 205V204H183ZM240 205V204H239ZM257 205V204H256ZM83 206V207H82ZM102 206V205H101ZM241 206V205H240ZM97 208H98V206H96ZM146 207V206H145ZM153 207V206H152ZM155 207V206H154ZM153 207V208H154ZM175 207V206H174ZM260 207V206H259ZM262 207H264V206H262ZM82 208V209H81ZM86 208V207H85ZM96 208V209H97ZM102 208H106V207H102ZM101 208V209H102ZM156 208V207H155ZM154 208V209H155ZM242 208V207H241ZM257 208H258V205H257ZM50 209V210H49ZM141 209V208H140ZM139 209V210H140ZM157 209H158V204H157ZM164 209V208H163ZM163 209H161V210H163ZM243 209V208H242ZM259 210L261 209V208H258ZM264 209V208H263ZM99 210V209H98ZM142 210H144V208L142 209ZM149 210V209H148ZM150 210H151V208H150ZM156 210V209H155ZM258 210V211H259ZM49 211H51L50 212V214L52 213L53 214V217H54V219L56 220V222H57V224H53V223H51L49 220H48V223L47 222H43V223H41L42 222V220H43V214H45L46 212H49ZM158 211V210H157ZM171 211H175L174 210V208H173V210H171ZM231 211V210H230ZM147 212H149V211H147ZM146 212V214H148ZM151 212V211H150ZM152 212H153V210H152ZM161 212V211H160ZM9 213V212H8ZM100 213H102V212H100ZM128 213V217L126 216V214ZM158 213H159V211H158ZM167 213H168V211H167ZM173 213V212H172ZM104 214V213H103ZM161 214V213H160ZM163 214V213H162ZM169 214V213H168ZM167 214V215H168ZM9 215V214H8ZM102 215V214H101ZM219 215V214H218ZM228 215V214H227ZM231 215V214H230ZM112 216H110V218L112 217ZM118 216V215H117ZM217 216V215H216ZM107 217V216H106ZM120 217V216H119ZM155 217V216H154ZM170 217V216H169ZM173 217H174V214H173ZM220 217V216H219ZM230 217V216H229ZM11 218L8 220V221H10L11 220ZM113 218V217H112ZM118 218V217H117ZM225 218V217H224ZM52 219V218H51ZM156 220V219H158V217L157 218H153V220ZM159 219H160V215H159ZM166 218H164L163 219V221L165 220ZM168 219V218H167ZM222 219V218H221ZM221 219H220V221H221ZM78 220V219H77ZM104 220V219H103ZM107 220V219H106ZM109 220V219H108ZM210 219H208L207 221H209ZM219 220V219H218ZM140 221V220H139ZM172 221H174V220H172ZM206 221V222H207ZM211 221V220H210ZM209 221V222H210ZM216 221V220H215ZM110 222V221H109ZM206 222H205V228H206ZM208 222V223H209ZM55 223V222H54ZM108 223V222H107ZM164 223V222H163ZM162 223V224H163ZM175 223V222H174ZM225 223V222H224ZM122 224V223H121ZM120 224V225H121ZM124 224V226H125V223H123ZM126 224V225H127ZM153 224H154V221H153ZM166 224V223H165ZM171 224V223H170ZM212 224V223H211ZM68 225V224H67ZM72 225V224H71ZM70 225V226H71ZM74 225V224H73ZM72 225V226H73ZM110 225V224H109ZM115 225H118V223L117 224H115ZM131 225V226H130ZM215 225H217V224H215ZM218 225H219V223H218ZM122 226V225H121ZM120 226V227H121ZM123 226V227H124ZM165 226V225H164ZM172 226V225H171ZM211 226V225H210ZM109 227V226H108ZM113 227V226H112ZM111 227V228H112ZM115 227V226H114ZM113 227V228H114ZM199 227H201V226H199ZM72 228V227H71ZM71 228H70V230H71ZM116 228V227H115ZM141 228V227H140ZM147 228V227H146ZM162 228V227H161ZM193 228V227H192ZM221 228H222V226H221ZM230 228V227H229ZM119 229V228H118ZM117 229V231L119 232V230ZM126 229H127V226H126ZM138 229V228H137ZM175 229V228H174ZM181 229H183V228H181ZM184 229H185V227H184ZM207 229H209L208 227H207ZM216 229V228H215ZM224 229V228H223ZM112 230V229H111ZM113 230H115V229H113ZM141 230H142V228H141ZM146 230V229H145ZM151 230V229H150ZM188 230V229H187ZM214 230V229H213ZM123 231V230H122ZM128 231V230H127ZM172 231V230H171ZM176 231V230H175ZM192 231V230H191ZM201 231V230H200ZM212 231V230H211ZM210 231V232H211ZM114 232V231H113ZM113 232H112V235H113ZM139 232V231H138ZM181 232H183V231H181ZM193 232V231H192ZM209 232V231H208ZM209 232V233H210ZM71 233V232H70ZM107 233V232H106ZM109 233H110V230H109ZM154 233L155 232H153L152 234L154 235ZM178 233H179V231H178ZM184 233V232H183ZM185 233H187V232H185ZM7 234V233H6ZM111 234V233H110ZM119 234H122V233H119ZM151 234V233H150ZM109 235V234H108ZM107 235V236H108ZM123 235V234H122ZM140 235V234H139ZM213 236H214V234H213ZM9 237V236H8ZM109 237V236H108ZM108 237H107V239H108ZM123 237V236H122ZM118 238V237H117ZM9 239V238H8ZM38 239V238H37ZM126 239V238H125ZM133 239V238H132ZM184 239V238H183ZM6 240H7V238H6ZM11 240V239H10ZM109 240H110V238H109ZM112 240V239H111ZM145 240V239H144ZM116 241H117V239H116ZM158 241V240H157ZM48 242V241H47ZM112 242V241H111ZM115 242V241H114ZM133 242V241H132ZM82 243V242H81ZM120 243V242H119ZM122 243V242H121ZM133 243H135L136 244V241H134ZM182 243H183V241H182ZM5 244V243H4ZM56 244H57V242H56ZM135 244H133L134 246H135ZM153 244V243H152ZM151 244V245H152ZM123 245V244H122ZM148 245V244H147ZM153 245H155V243L153 244ZM181 245V244H180ZM217 245V246H216ZM223 245V244H222ZM6 246V245H5ZM150 246V245H149ZM182 246V245H181ZM4 247V246H3ZM7 247V246H6ZM136 247V246H135ZM183 247V246H182ZM0 248H2V247H0ZM27 248H28V250H27ZM136 248H138V247H136ZM175 248L177 249V250H179V251H177L176 250V254L174 253L175 252ZM126 249V248H125ZM124 248H123V251L125 250ZM139 249V248H138ZM47 250L51 253V257L49 258V262L48 261H46V259L45 260H43V261H41V263H39V264H45L46 262H48L47 264H96V262H95V260H94V252H93V250H92V248H90V247H86L85 245H83V244H80V243H78V242H72V241H67L65 244H62L61 246H54V244L53 245H51V246H49L48 248H47ZM116 250V249H115ZM133 250V249H132ZM184 250V249H183ZM136 251V250H135ZM119 252V251H118ZM130 252V251H129ZM184 253V252H183ZM199 253H198V255H199ZM4 254V252L3 251H0V255H3ZM133 254H131V255H133ZM119 255V254H118ZM180 255V254H179ZM197 255V256H198ZM7 256V255H6ZM31 256V255H30ZM37 257V256H36ZM122 257V256H121ZM128 257V256H127ZM184 257V256H183ZM200 257V256H199ZM129 258V257H128ZM128 258H127V262H129V260H128ZM30 259V258H29ZM122 258H120L119 260H118V262L116 263V261H114V260H112V261H105L103 264H121L122 263V260H121ZM126 259V258H125ZM124 259V260H125ZM149 259H151V260H153L154 262H150V260ZM206 259V258H205ZM31 260V259H30ZM33 260V259H32ZM123 260V261H124ZM181 260V261H182ZM36 262V261H35ZM125 264V263H124ZM128 264V263H127Z\"/></svg>",
  "mask_w": 264,
  "mask_h": 264
}]
</instances>
